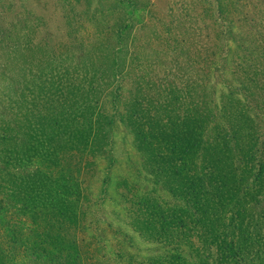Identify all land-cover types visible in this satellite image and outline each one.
<instances>
[{
	"label": "rangeland",
	"instance_id": "obj_1",
	"mask_svg": "<svg viewBox=\"0 0 264 264\" xmlns=\"http://www.w3.org/2000/svg\"><path fill=\"white\" fill-rule=\"evenodd\" d=\"M228 95L264 141V0H0V264H264V180L183 200L157 157Z\"/></svg>",
	"mask_w": 264,
	"mask_h": 264
},
{
	"label": "trees",
	"instance_id": "obj_2",
	"mask_svg": "<svg viewBox=\"0 0 264 264\" xmlns=\"http://www.w3.org/2000/svg\"><path fill=\"white\" fill-rule=\"evenodd\" d=\"M225 100L222 113L215 114V107L200 105L194 108L192 117L184 116L169 132L163 127L154 129L166 135L175 134L177 128L182 134L181 141L174 145H181V153L172 148L157 157L164 166L173 165L176 176L169 175L168 180L173 181L183 200H239L248 195L247 189L260 186L264 180V141H259L256 129L263 110L229 95ZM186 142H191L190 147ZM245 173L252 179L243 188Z\"/></svg>",
	"mask_w": 264,
	"mask_h": 264
}]
</instances>
